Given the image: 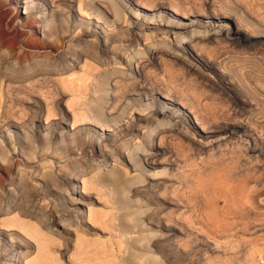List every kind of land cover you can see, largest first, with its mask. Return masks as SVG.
Returning a JSON list of instances; mask_svg holds the SVG:
<instances>
[{"label":"rangeland","instance_id":"rangeland-1","mask_svg":"<svg viewBox=\"0 0 264 264\" xmlns=\"http://www.w3.org/2000/svg\"><path fill=\"white\" fill-rule=\"evenodd\" d=\"M0 264H264V0H0Z\"/></svg>","mask_w":264,"mask_h":264},{"label":"bare ground","instance_id":"bare-ground-1","mask_svg":"<svg viewBox=\"0 0 264 264\" xmlns=\"http://www.w3.org/2000/svg\"><path fill=\"white\" fill-rule=\"evenodd\" d=\"M24 227H28V225H25ZM28 228H29V227H28ZM31 230H32V229H31ZM31 230H30V231H31ZM44 245H45V244H44ZM41 249H42V248H41ZM40 253H41V255H40V257L38 258L37 263L44 262V261H45V258H46L45 251L41 250ZM40 253H39V254H40Z\"/></svg>","mask_w":264,"mask_h":264}]
</instances>
